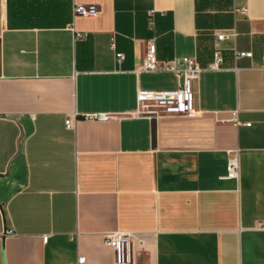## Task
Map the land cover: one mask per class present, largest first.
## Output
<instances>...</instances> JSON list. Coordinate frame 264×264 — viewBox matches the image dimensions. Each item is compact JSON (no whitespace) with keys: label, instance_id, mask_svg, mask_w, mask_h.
<instances>
[{"label":"crops","instance_id":"0c3cea01","mask_svg":"<svg viewBox=\"0 0 264 264\" xmlns=\"http://www.w3.org/2000/svg\"><path fill=\"white\" fill-rule=\"evenodd\" d=\"M232 30L197 116L136 113L178 83L136 71L149 41L206 67ZM263 61L264 0H0V264H116L111 230L134 233L132 264H264Z\"/></svg>","mask_w":264,"mask_h":264},{"label":"built area","instance_id":"2783aa9c","mask_svg":"<svg viewBox=\"0 0 264 264\" xmlns=\"http://www.w3.org/2000/svg\"><path fill=\"white\" fill-rule=\"evenodd\" d=\"M99 7L95 4L76 3L73 6L74 15H97ZM216 42L213 60L206 66L202 67L195 57L181 56L172 59L161 60L156 56V47L154 41L148 42L146 55L136 71H169L177 77V87L170 90H139L137 93L138 108L137 114H147L152 117H161L165 115H185L195 117L199 111L195 106V91L193 81L200 77L203 69H219L222 65L223 56L220 42L236 36V31H216ZM85 33H76V38L85 37ZM112 47H115L113 41ZM253 51H235V57H252ZM124 58V54L116 52V59L120 62ZM264 65V61H263ZM102 113H92L88 117L103 118ZM228 119H223L226 121ZM237 121V120H236ZM75 115L66 117L65 124L67 128H73ZM229 159L227 164V177H238L240 164L238 157V149L229 150ZM49 235L43 237L47 241ZM104 240L114 252L116 264H132L133 254L132 247L135 240L133 232L122 230H111L104 233ZM71 264H85L84 257L78 259Z\"/></svg>","mask_w":264,"mask_h":264}]
</instances>
